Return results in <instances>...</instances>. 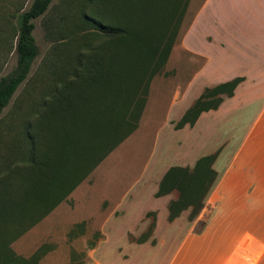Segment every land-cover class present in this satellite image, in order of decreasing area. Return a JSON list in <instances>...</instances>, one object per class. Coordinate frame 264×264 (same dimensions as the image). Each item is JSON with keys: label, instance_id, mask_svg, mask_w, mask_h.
Wrapping results in <instances>:
<instances>
[{"label": "crops", "instance_id": "1", "mask_svg": "<svg viewBox=\"0 0 264 264\" xmlns=\"http://www.w3.org/2000/svg\"><path fill=\"white\" fill-rule=\"evenodd\" d=\"M180 41L185 51L203 61L181 94L169 100L137 175L128 185L104 189L107 173L98 184L81 182L70 194L72 215L94 220L95 226L88 225L81 234L90 237L92 229L102 233L92 247L95 264H264V0H201ZM235 77L243 79L233 95L216 109L201 112L192 126L175 128L206 87ZM211 153H216L217 177L203 209L210 197L212 215L196 232L197 220H184L185 211L168 219L174 191L156 193L170 167H192ZM105 167L100 163L92 173ZM99 186L103 198H98ZM133 213L137 220L132 222ZM149 213H154L150 236L129 241V234L144 230ZM50 223L44 217L25 231L18 255L26 258L46 244V262L63 250L59 262L68 264L73 229L52 230L61 234L52 248L47 238L51 230H46Z\"/></svg>", "mask_w": 264, "mask_h": 264}, {"label": "rangeland", "instance_id": "2", "mask_svg": "<svg viewBox=\"0 0 264 264\" xmlns=\"http://www.w3.org/2000/svg\"><path fill=\"white\" fill-rule=\"evenodd\" d=\"M31 1L0 0V78L10 73L16 65L15 46L19 15L28 9ZM173 1L175 0L165 2L167 3L165 5L168 6ZM200 1L194 0L192 6H187L176 36L172 37L174 42L165 62H160L156 55L147 53L136 45H126L106 35L100 28V25L106 20L102 13L104 10L103 0H52L48 9L33 20V36L37 46V56L32 62L27 77L19 84L14 95L0 113V192L3 188L6 189L7 185L14 186L12 191L8 192L7 190L5 195H0V262H12L8 259V250L10 252L13 250L16 254L20 253V247L17 245L19 238L15 239V237L52 205L51 203L26 200L21 195L22 187L17 185L21 184L23 178H26L24 181L27 182L32 180L26 175L30 169L28 161L31 156L28 136L31 133H36L35 142H32L33 137L29 141L30 147L32 148L33 143L36 145L37 154L34 158H44L41 147L46 149L52 145L48 141L51 137L59 138L61 136L60 131L57 136L48 131V120L55 116L58 123L67 126L64 129L66 131L69 129V125L76 126L75 114L61 113L60 117H57V107L54 106H56L58 95L62 100L76 98L74 104L79 106L78 99L81 100L85 93L89 92L86 79L93 61L95 62L94 66L100 68L98 69L100 83L110 85L111 88L106 102L109 104L101 101V94H95L92 98L91 95L84 98V102L87 100L88 104L93 103L92 100H94L93 104L95 105H97L95 99H99L96 112L84 113L91 116V123H89L91 125L83 124L80 130L92 134L94 139H97L100 150L89 155L86 143H82L79 148L82 156L81 162L78 171H74V177L78 178L88 171V168L93 164V158L98 160L114 145L120 136L117 121L123 113L130 112L133 118L138 114L139 102L136 109H134L136 103L134 106H129L126 103L127 99L125 98L131 94V91L123 90L122 84L130 82L133 86H137V91L135 89L133 91H136L137 98H142L145 97L144 86L150 79L148 96L137 128L101 161L108 170L90 173L87 176L83 175L85 179L82 181L85 185L87 182L94 185L100 179L104 180L103 178H106L109 173L108 179L110 180H106L107 183H102L104 189L107 186L113 188L118 183L121 187L128 185L151 145L154 130L162 121L163 111L168 106L169 100L177 98L178 94H181L190 75L197 70L203 60L201 57L188 53L180 45V40ZM179 3H184V0H179ZM177 20L178 18L175 17V23ZM100 89L101 87L99 89L96 87L95 92ZM226 92L225 90L222 93H216L210 96L209 100L212 103H215L220 97L224 100L227 97ZM128 101L131 102V100ZM65 107L59 108L63 110ZM62 120L67 121L61 122ZM69 122L71 124H68ZM127 129L128 126L125 130L127 131ZM37 134L43 136L37 139ZM63 147L70 149V146L66 144ZM55 151H59V148L56 147ZM60 162L61 159L56 158L57 165H60ZM60 172L66 176L72 173L62 170ZM97 173L100 174L99 178H96ZM47 176L51 177L50 172L47 173ZM65 182L67 179L63 180V184ZM111 188H109V194L113 196ZM98 190V198L100 196L103 198L102 187L99 186ZM75 192L77 197V189ZM174 193L177 195L178 190H175ZM83 194L80 193V195ZM206 200L207 205L204 209L202 208L203 210L198 208L197 203H193L183 210L185 211L184 220H197L194 225L196 232L212 215V199L208 197ZM142 201L146 205L149 204L146 198ZM73 204L74 201L69 195L45 216L52 222L46 226V230H51L47 234V238L53 244L52 248L55 247L61 234H52V230L60 231L59 228L69 226L73 229L74 235L71 240L74 246L69 251V261L72 260V264H95L93 259L95 252L91 247L96 246L102 238V233L92 229L93 233L90 237L89 233L82 235L81 231L85 230L88 225V227L95 226L94 220H79L77 216H73L71 213ZM151 219H153L152 215L147 218V224L140 234H129V241H135V239L138 241L140 237L150 235ZM136 220L137 216L133 213L131 221ZM119 227L120 225H118ZM117 239L120 240V237ZM93 243H95L94 246H91ZM19 244L22 245L21 241ZM62 254L63 250L57 255H53L49 262H46L45 256L38 262L41 264H62L59 262ZM123 254L127 255L125 252ZM32 255L33 253L30 256Z\"/></svg>", "mask_w": 264, "mask_h": 264}, {"label": "trees", "instance_id": "3", "mask_svg": "<svg viewBox=\"0 0 264 264\" xmlns=\"http://www.w3.org/2000/svg\"><path fill=\"white\" fill-rule=\"evenodd\" d=\"M51 1L52 0H32L28 9L19 15L18 34L15 46L17 62L10 73L0 78V113L14 95L19 84L30 72L32 62L37 56V46L33 36V20L42 15L48 9ZM167 1L103 0L104 10H102V13L104 14L103 17H105L106 20L100 25V28L109 37L117 39L126 45H136L145 52L156 55L157 60L160 62H165L174 42L172 37L175 38L176 36L180 21L187 11L186 8H188L187 6L189 5L190 0H184V3H179V0H175L166 6L165 4L167 3L165 2ZM166 9L167 11H165ZM175 17L178 18L176 23ZM94 65L95 62L93 61L88 71V78L86 79L87 89L89 92L85 93L81 100L78 99L79 106L74 104L76 98L62 100L59 98V95L57 97L56 106H54L55 108L57 107V117H60L61 113L66 115L75 114L74 116H76V119L74 122L76 126L72 127L69 125V129L66 131L64 129L67 126H63L58 123V119L55 116L49 119V122L46 121L48 131L56 136L60 131L61 136L59 138L51 137L48 141L49 143H52V145L46 149L41 147L45 156L44 158H34L35 154H37L36 145L33 143L32 148L30 147L29 141L33 137L32 142H35L34 139L36 133H31L32 136L29 135L27 138L31 156L28 161L30 169L26 175H28V178H31L32 180L31 182L30 180L27 182L24 181L26 178H23L21 184H18L17 186L22 187L21 195L24 196L26 200L37 201L39 203H51L52 205L47 209L44 208L45 210L43 214L32 220L28 227L15 237V239L19 238L25 231L41 221L48 213L55 209L57 205L63 202L66 197L69 196L71 192L85 179L83 175L87 176L92 173L101 161L116 146L128 138L138 126V122L148 96L147 93L150 79L144 86L145 97L142 98H137L136 96L137 86H133L130 82L122 84L123 90L127 89L131 91V94L127 95L125 98L127 99L126 103L129 106H134L136 103L134 107V109H136L139 102L137 116L133 118L130 112L127 114L123 113L121 118L117 121V129L120 132V136L116 139L114 145L111 146L98 160L93 158V164H89L91 166H88L89 168L87 172L78 178L74 177V171H78L82 158L81 150L79 149L81 148L82 143H86V147L89 150L87 153L89 155L97 153L100 150L97 139H94L93 135L88 131L84 132L83 130H80L82 129L83 124L88 125L91 123V116H87L84 113H87L88 111L96 112L98 109L99 99H95V103L97 104L95 105L93 104L94 100H92L93 103L91 102L88 104L87 100L84 102V98L89 97V95H91L90 97L92 98L95 94H101V101L106 103L111 91L110 85H104L103 82L100 83V73L98 72V69L100 68H97ZM75 74L77 75V72ZM242 79V77H235L215 86L206 87L202 94L186 110L184 115L175 123V128H181L185 125L192 126L201 112L216 109L223 99L220 97L215 103H212L209 100V97L216 93H222L225 90L227 91L226 96L230 97L233 95L236 85ZM96 87L98 89L101 87L100 90L96 91L97 93L95 92ZM133 89L136 91H133ZM128 100H131V102ZM82 103H84V105H81ZM91 104L93 105L90 107ZM59 107L65 108L62 110ZM66 121L62 120L61 122ZM43 123H45V121H43ZM68 124L71 123L69 122ZM127 126L129 130L127 129L126 131L125 128ZM37 136L38 139L43 135L39 136L37 134ZM65 144L69 145L70 149H64L63 146H65ZM56 147L59 148V151H55ZM215 157L216 153H211L200 157L192 167L172 166L165 172L160 181L159 189L156 195L160 196L178 190L177 196L168 204L169 220H173L178 217L181 212L185 210V208L193 205V203H197L199 209L203 208L204 200L217 177V172L213 168ZM56 158L61 159V162L59 163L60 165H57ZM87 162L90 163L89 161ZM61 170L65 172L71 171L72 173L67 176L64 173L62 175L60 172ZM137 171H135L133 178L137 175ZM48 172H50L51 177L47 176ZM65 179H67V182H65V184L67 183L66 185L63 184V180ZM13 188V185H7L6 189H2L0 195H5V191L6 193L7 190L10 192ZM149 215H153L154 220V213H149ZM153 220L150 223L151 229L154 225ZM149 236L150 235L140 237L138 241H145ZM93 245L94 243L91 246ZM48 250L49 245L43 244L33 253L32 256L28 258L16 254L13 250H11V252L8 250V259L12 262H0V264H38V261L47 253ZM68 264H72V260Z\"/></svg>", "mask_w": 264, "mask_h": 264}]
</instances>
